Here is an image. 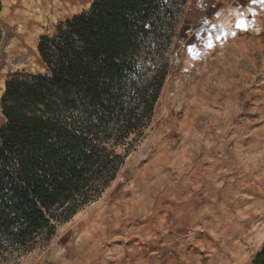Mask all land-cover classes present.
I'll use <instances>...</instances> for the list:
<instances>
[{
  "label": "rangeland",
  "instance_id": "1",
  "mask_svg": "<svg viewBox=\"0 0 264 264\" xmlns=\"http://www.w3.org/2000/svg\"><path fill=\"white\" fill-rule=\"evenodd\" d=\"M0 1L1 100L11 75L47 73L40 37L93 0H74L20 55L12 0ZM170 66L152 125L103 197L6 264H253L264 248V0H188Z\"/></svg>",
  "mask_w": 264,
  "mask_h": 264
},
{
  "label": "trees",
  "instance_id": "2",
  "mask_svg": "<svg viewBox=\"0 0 264 264\" xmlns=\"http://www.w3.org/2000/svg\"><path fill=\"white\" fill-rule=\"evenodd\" d=\"M187 3L93 0L40 37L47 73L8 78L0 100V263L48 243L117 179L152 125ZM253 264H264V248Z\"/></svg>",
  "mask_w": 264,
  "mask_h": 264
},
{
  "label": "bare ground",
  "instance_id": "3",
  "mask_svg": "<svg viewBox=\"0 0 264 264\" xmlns=\"http://www.w3.org/2000/svg\"><path fill=\"white\" fill-rule=\"evenodd\" d=\"M11 4L12 7L7 12L8 19L13 27L18 28V32L9 50L15 55L25 51L32 53L38 31L76 7L74 0H12Z\"/></svg>",
  "mask_w": 264,
  "mask_h": 264
},
{
  "label": "crops",
  "instance_id": "4",
  "mask_svg": "<svg viewBox=\"0 0 264 264\" xmlns=\"http://www.w3.org/2000/svg\"><path fill=\"white\" fill-rule=\"evenodd\" d=\"M195 197H196L195 199H197V200H200V199L202 198V197H201V194H200V193H197V192H196V194H195Z\"/></svg>",
  "mask_w": 264,
  "mask_h": 264
},
{
  "label": "snow or ice",
  "instance_id": "5",
  "mask_svg": "<svg viewBox=\"0 0 264 264\" xmlns=\"http://www.w3.org/2000/svg\"><path fill=\"white\" fill-rule=\"evenodd\" d=\"M242 26V25H241ZM209 47H211V42H209Z\"/></svg>",
  "mask_w": 264,
  "mask_h": 264
}]
</instances>
